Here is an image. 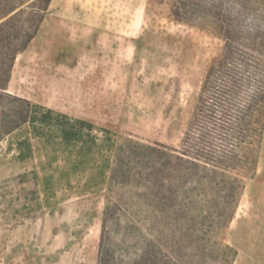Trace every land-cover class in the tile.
<instances>
[{"label":"rangeland","instance_id":"374dc122","mask_svg":"<svg viewBox=\"0 0 264 264\" xmlns=\"http://www.w3.org/2000/svg\"><path fill=\"white\" fill-rule=\"evenodd\" d=\"M170 2L51 0L10 74V94L47 114L0 145V264H96L103 208L117 199L107 192L116 145L179 146L222 41L172 20ZM220 207L164 229L168 252L184 264H264V137L224 225ZM106 230L117 253H132L123 224Z\"/></svg>","mask_w":264,"mask_h":264},{"label":"trees","instance_id":"16d2710c","mask_svg":"<svg viewBox=\"0 0 264 264\" xmlns=\"http://www.w3.org/2000/svg\"><path fill=\"white\" fill-rule=\"evenodd\" d=\"M50 2L0 0V140L29 119L30 101L7 92L8 84L15 57L37 34ZM169 17L211 29L222 47L204 71L177 148L128 137L116 145L107 192L117 199L103 208L96 264H184L165 248L164 229L220 206L217 222L226 224L257 170L264 137V0H171ZM127 186L135 190L126 196L120 187ZM109 223L123 224L132 253L110 245Z\"/></svg>","mask_w":264,"mask_h":264},{"label":"crops","instance_id":"0c3cea01","mask_svg":"<svg viewBox=\"0 0 264 264\" xmlns=\"http://www.w3.org/2000/svg\"><path fill=\"white\" fill-rule=\"evenodd\" d=\"M10 87H11V79H10V81H9V84H8V90H7V92H9L10 93ZM21 97H23V98H26V99H28L27 97H24V96H21ZM29 100V99H28ZM30 101V100H29ZM31 103V102H30ZM44 108H46L44 105H37V104H35V105H33L32 103H31V109H30V115H29V119H28V121L24 124V125H22L21 127H19L18 129H16V130H14L13 132H11L10 134H8V135H6V136H4L1 140H0V145L2 144V142L8 137V139L9 138H11L14 134H16V132H18L21 128H23L24 126H26V125H28L29 123H30V121H31V119H32V117L34 116V119H35V121L37 122V123H39V121H42V117L43 116H45L46 114H47V111H46V109H44ZM40 126V125H39ZM39 126H36V127H39Z\"/></svg>","mask_w":264,"mask_h":264}]
</instances>
